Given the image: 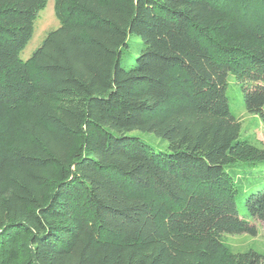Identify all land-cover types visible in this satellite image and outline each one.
Returning a JSON list of instances; mask_svg holds the SVG:
<instances>
[{"label": "trees", "instance_id": "trees-1", "mask_svg": "<svg viewBox=\"0 0 264 264\" xmlns=\"http://www.w3.org/2000/svg\"><path fill=\"white\" fill-rule=\"evenodd\" d=\"M46 1L0 0V264H264L221 238L258 232L229 167L264 147L226 89L264 120V0H54L23 59ZM245 205L264 223V187Z\"/></svg>", "mask_w": 264, "mask_h": 264}, {"label": "rangeland", "instance_id": "rangeland-1", "mask_svg": "<svg viewBox=\"0 0 264 264\" xmlns=\"http://www.w3.org/2000/svg\"><path fill=\"white\" fill-rule=\"evenodd\" d=\"M60 20L56 15L54 0H47L45 6L40 9L34 21V34L28 44L21 51V57L28 59L34 50L43 42L49 31L57 28ZM142 39L135 32L130 33L129 46L124 49L121 59L123 66H130L134 62L141 47ZM227 96L232 114L240 121V137L250 143L264 147V120L258 114L251 113L246 107L242 92V82L232 72L227 77ZM264 84V81H261ZM136 132L147 138L153 145L161 149L167 148V141L162 140L153 132ZM232 176L237 181L238 192L236 202L241 217H245L249 222L255 223L258 229L256 234L249 232L223 233L222 241L234 252H244L250 249L264 254V223L248 214L245 199L251 191L264 187V161H259L253 165L245 161H238L229 167Z\"/></svg>", "mask_w": 264, "mask_h": 264}]
</instances>
